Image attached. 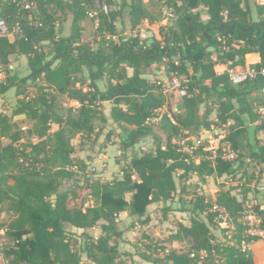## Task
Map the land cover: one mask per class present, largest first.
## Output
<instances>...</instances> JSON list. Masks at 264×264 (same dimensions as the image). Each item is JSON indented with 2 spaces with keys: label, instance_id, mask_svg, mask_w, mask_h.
Here are the masks:
<instances>
[{
  "label": "trees",
  "instance_id": "16d2710c",
  "mask_svg": "<svg viewBox=\"0 0 264 264\" xmlns=\"http://www.w3.org/2000/svg\"><path fill=\"white\" fill-rule=\"evenodd\" d=\"M162 1L177 18L172 24H160L159 38L141 39L144 20L161 21V14L158 17L147 5L161 7ZM114 4L116 0H101L98 6L94 0H0V18L7 26L6 33L0 34V63L9 65L12 56L24 55L27 67L26 75L13 73L7 82L0 81V93L14 87L17 99L12 116L32 120L29 132L35 138L21 141L16 123L0 112V205L9 217L0 221V229L13 240L1 250L3 259L7 264H80L85 256L95 264H119V214L127 211L132 218L129 227L144 225L151 220L150 207L159 205L164 217L171 209L192 214L189 225L179 223L169 238L188 236L195 245L184 251L167 250L164 257L138 252L145 263L193 264L190 253L198 255L205 250L210 253L206 264H256L251 254L240 250L244 238L241 217L253 213L264 229V209L260 203L253 209L245 207L246 181L240 183L243 200L228 187L213 198L197 194L186 201V187L176 176L180 180L195 173L199 180L224 175L241 179V168L248 162L257 174L255 184L260 181L264 143L253 136L264 130V122L254 123L259 98L250 96L264 87V74L232 84L227 74H217L214 66L244 67L246 55L257 53L259 60L249 65L264 68V3L119 0L118 6L109 9ZM59 14L70 17L66 33L59 29ZM90 14L97 24L96 47L81 39L82 21ZM117 20L128 29L118 31ZM221 39L226 40L228 49H222ZM162 63L166 74L185 79L187 93L178 100L177 113H164L156 124H147L167 99L159 85L146 77L153 64ZM61 97L73 104L63 106ZM213 111L220 123L232 121L228 138L239 150L234 163L205 157L193 162L174 141L207 130L214 123L210 118ZM53 124L56 129L52 130ZM155 126L164 134V141L155 133ZM250 132L252 137H248ZM76 136L81 147L90 142L96 154L112 145L114 136L123 154L149 136L154 147L133 153L118 177L81 183L76 174L85 170L86 163L73 155L72 139ZM3 139L9 141L3 143ZM62 186L67 187L60 190ZM81 188L88 189L91 203L78 201ZM213 201L225 207L236 225L230 245L215 242L211 233ZM203 212L206 221L199 218ZM65 223L81 231L77 247ZM97 225L100 233L92 237L86 230ZM147 247L151 248L150 244ZM131 264L136 263L131 259Z\"/></svg>",
  "mask_w": 264,
  "mask_h": 264
},
{
  "label": "rangeland",
  "instance_id": "374dc122",
  "mask_svg": "<svg viewBox=\"0 0 264 264\" xmlns=\"http://www.w3.org/2000/svg\"><path fill=\"white\" fill-rule=\"evenodd\" d=\"M145 3L148 4V0H143ZM101 0H94V4L96 6L99 5ZM117 4L108 6L109 9L113 8L114 6H118L119 0H116ZM148 8L155 12L158 17L161 14V7L160 6H153L147 5ZM59 29L63 32L69 31V24H70V17L63 16L59 14ZM117 30L124 32L128 29L127 24H122L119 20L115 23ZM83 31L81 39L91 44L93 47L97 46L98 37L95 36L97 24L92 21L91 16L89 18L82 21ZM159 23H153L152 25L146 26L145 24L142 25V29H144V33L148 36H156L158 37L159 32ZM10 38H12L10 36ZM11 63L9 65H2L0 63V81L7 82L8 76H11L13 73H17L20 77L27 74V67H26V58L24 55L12 56ZM154 65V64H153ZM160 66L164 65L159 64ZM158 71V70H157ZM153 71L152 67L148 78L157 85V81L164 82L166 76L164 75V71L162 72L159 69V72ZM161 71V72H160ZM29 91L31 93L35 92L33 87H30ZM255 96L252 94L250 98H254ZM17 96L15 95V89L13 86H8L5 91L0 93V112L3 114L8 115L13 122L16 123L19 131H20V140L26 141L29 139L35 140L32 138L33 135L29 132V129L32 125V120L25 117L24 115L12 116V110L15 106ZM180 100L172 96L171 98L167 96L166 101L168 102L169 112L171 106H174L177 101ZM60 102L63 106L72 105L73 103L68 101L67 99L61 97ZM172 113V112H171ZM170 113V114H171ZM200 113H203V106L200 108ZM173 114V113H172ZM211 119H215V112L213 111L210 114ZM95 124L97 126L100 125V121H96ZM22 127H25L23 129ZM56 129V125H52V130ZM155 133L161 136L162 140L164 141L165 136L162 132L155 126L154 127ZM199 132V131H198ZM198 132L194 131L191 132V136L198 135ZM264 132V131H263ZM252 132L249 133L248 137H252ZM254 139L256 138L257 141L260 143H264V135L262 132H257L256 135L253 136ZM8 139H3V143H7ZM113 144L108 145L101 153L96 154L90 149L91 143L85 144L83 147L79 144V139L76 136L72 139V144L74 145V153L73 155L77 158L82 159L86 163V168L84 171L79 170L76 174V178L81 181V183L87 182V179H99L101 181H106L115 177L120 176L122 167L129 161V157L133 153L141 154L143 152H147L154 147V140L152 137H145L141 139L131 150H128L126 154H123L119 149V140L116 136L112 137ZM175 142L178 139L174 140ZM102 154V155H100ZM88 161V162H87ZM244 169V174L239 177H231L229 175L222 176L221 178L215 179L212 176H206L204 180H199L198 176L195 173H190L186 178L180 179L176 176V180L180 185H184L186 187L185 192V200L189 201L192 196L200 194L204 195L207 199L213 198L220 189H226L228 187L236 188L237 193L241 192V185L244 180L246 181V186L249 187L251 190V186H253L256 179V173L254 167L251 163H246L243 168H241V172ZM256 185V184H255ZM67 186H62L60 190L66 189ZM80 199H83L86 204L91 203V198L88 195V189L81 188L78 190ZM258 193L257 189H254L249 194L250 196L246 195L245 201L243 202L245 207L253 209V205L256 204L254 198L255 194ZM129 199V195H126ZM0 207H2L0 205ZM3 212L0 214V221H7L8 220V212L2 207ZM191 213L189 211H180L176 209H171L167 213V217L163 216L161 211V207L159 205H152L150 207V218L151 220L144 225H137L135 227H129V224L132 221V218L127 214V211H123L119 214V223L118 228L122 230V237L119 243V250H120V257L118 258L119 264H131V259L135 261L137 264H154L151 262L145 263V261L141 260V258L137 255L138 252H145L151 253L154 257H164L167 250L176 249L178 251H184L187 248L195 245L188 236L185 237L183 240H172L169 236L175 233L178 229V224L189 225ZM200 219L206 221V213L203 212L200 216ZM67 232H72L76 239V247L79 245L80 241L82 240L81 231H77L69 226L68 223L64 225ZM211 233L215 236V242L220 243L224 246L232 244V240L229 238L230 236L226 233L224 229L219 228L213 222L211 225ZM92 237H97L100 233L99 225L89 228L86 230ZM13 240L10 236L6 235L3 230L0 229V264H7V262L3 259L1 255V250L4 247L11 246ZM150 244L151 248H148L147 245ZM216 257V253L212 255ZM208 263V260L206 261ZM80 264H95L88 260L85 256L82 257Z\"/></svg>",
  "mask_w": 264,
  "mask_h": 264
},
{
  "label": "built area",
  "instance_id": "2783aa9c",
  "mask_svg": "<svg viewBox=\"0 0 264 264\" xmlns=\"http://www.w3.org/2000/svg\"><path fill=\"white\" fill-rule=\"evenodd\" d=\"M257 3L263 4L264 0H256ZM102 9L104 12L108 11L106 4H102ZM92 16V14H90ZM177 18L176 13L173 9L162 1L161 6V21L162 25L167 23H173ZM7 31V26L4 20L0 18V34H4ZM139 36L141 39L145 38L144 29L142 27L139 31ZM116 39V37H113ZM220 39V38H218ZM233 46L236 43H231ZM220 46L222 49H228L229 45L226 40L221 39ZM221 63H217L219 65ZM214 70L217 74L225 72L228 76L229 81L232 84H240L246 80L253 79L260 74H264V68H257L250 65H245L244 67L234 66L226 67L223 70ZM185 79H181L178 75L174 73L166 74L164 82L157 81L160 91L168 97L174 96L175 98L181 99L186 95V86L183 84ZM256 98H259V102L255 103V113L257 115V120L254 123L264 122V87L253 93ZM77 104V103H76ZM170 111L172 113H177L178 108L175 104L171 106ZM168 102L159 109L155 110L154 113L147 119V124H156L161 118L162 114L167 113L170 115ZM232 121L228 120L224 123H220L217 118L214 119V123L210 125L207 130H203L196 136L183 137L178 139L176 144L179 146L181 151L189 154L190 159L193 162L200 161L201 158L205 157L209 160L215 162L217 160L234 163L239 158V150L236 149L232 142L228 138L229 126ZM25 129V127H22ZM198 148H201L202 152L196 153ZM204 152L206 154H204ZM225 176V175H224ZM231 177V175H229ZM232 179V177L230 178ZM264 209V203L260 206ZM210 211L214 214L213 222L221 229H224L226 233L231 236L232 233L236 232V225L229 217V214L224 206L213 201L210 205ZM243 228V240L240 242V250L249 253L251 243L254 239L264 240V229L260 226V218L253 213L249 212L241 217ZM214 255V252H212ZM190 256L194 259L193 264H206V261L210 257V253L205 250L199 251L196 255V251H192Z\"/></svg>",
  "mask_w": 264,
  "mask_h": 264
},
{
  "label": "crops",
  "instance_id": "0c3cea01",
  "mask_svg": "<svg viewBox=\"0 0 264 264\" xmlns=\"http://www.w3.org/2000/svg\"><path fill=\"white\" fill-rule=\"evenodd\" d=\"M253 1L256 2V0H253ZM154 23L161 24L159 21L158 22H154ZM143 24L148 26L149 24L152 25L153 23H149L148 20H144L142 25ZM156 33H158L157 34L158 37L156 36V34H155V37L159 38V32H156ZM145 36L147 37L148 35L145 33ZM245 58H246V65H249L250 63H254V62L259 60V57H258L257 53L247 54ZM226 67H227L226 64H219V65H216L215 69L216 70H223ZM152 69H153V71H157L158 70L157 72H159V69H161L162 72L164 71V75L166 76L165 64L162 65V66H160L159 64H154V65H152ZM148 75H146L147 78H148ZM176 105H177V103H176ZM253 125H255V124H253ZM263 131L264 130H260V132H262V134L264 135ZM100 155H102V154H100ZM245 162H247V159H245ZM260 173H261L260 181L256 185L254 183L253 186H251V188H252V190H254V189L258 190V193L255 194L254 200H255L256 203H260V206H261L262 203L264 202V164L261 167V172ZM239 175H241L240 171H239L238 176ZM238 190H236V188H232L231 193L234 194L237 197V199H239V200L242 199L243 200L244 199L243 198V192L241 190L240 193H237L236 191H238ZM252 190L249 188V190L247 191L246 195L250 196L249 194L251 193ZM249 254H251V256L253 257V259L256 262V264H264V240H262V239H254L252 241V243H251Z\"/></svg>",
  "mask_w": 264,
  "mask_h": 264
}]
</instances>
